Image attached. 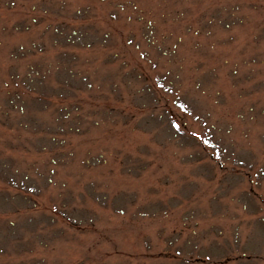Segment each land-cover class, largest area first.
Wrapping results in <instances>:
<instances>
[{"label": "rangeland", "instance_id": "rangeland-1", "mask_svg": "<svg viewBox=\"0 0 264 264\" xmlns=\"http://www.w3.org/2000/svg\"><path fill=\"white\" fill-rule=\"evenodd\" d=\"M0 264H264V0H0Z\"/></svg>", "mask_w": 264, "mask_h": 264}]
</instances>
